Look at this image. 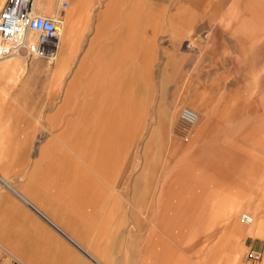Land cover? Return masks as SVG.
Listing matches in <instances>:
<instances>
[{"label": "rangeland", "instance_id": "rangeland-1", "mask_svg": "<svg viewBox=\"0 0 264 264\" xmlns=\"http://www.w3.org/2000/svg\"><path fill=\"white\" fill-rule=\"evenodd\" d=\"M3 1L0 0V7ZM61 1H67V7L61 8ZM74 1L37 0L36 5L38 10L44 12L48 8L45 9L47 3L49 9L45 13H60L64 20V12H67ZM109 1L90 0L86 15L78 27H95L96 13ZM192 1L126 0L116 13L122 22L109 27H117V38L126 39L129 38V29L132 47L117 49L118 54H123L117 56L114 73H99L93 67L82 70L79 79H75L78 85L71 89L75 95L74 103L65 101V92L72 77L76 76L82 48L77 49L74 57L67 55L66 64L61 68H58L57 57L53 61L21 57L2 59L0 77L4 79L0 80V86L21 88L19 101L23 109L28 111L23 113V118H31L40 123L49 120L47 117L53 113L51 121L55 134L60 125L65 124L72 116L71 108L81 105V99L82 102L89 99L92 93L95 95L92 96L93 105L90 103V106L105 110L100 111L103 116L100 124L107 123L104 116L110 111L106 108L131 110V117L125 119L129 126L122 155L118 153L119 147L116 146V153L122 156L116 172H112L118 186L113 183L110 185L114 189L102 187L106 189V194L99 199L100 207H94V212L98 214L93 220L88 218V222L93 221L95 224L101 218L104 224L113 204L116 205L117 219L111 218L107 227L112 235L113 231H117L113 235L116 237L114 242L117 247L122 248L130 243L133 253L139 254L140 248L147 247V243L151 244L148 247H162L161 244H164L170 249L177 248L179 258L185 264H264V233L258 234L255 227L262 224L264 232V223H260L264 211V70H261L264 68V46H259L261 41H254L249 48L250 52L245 54L242 44L250 42L233 39L225 30L227 28L220 27L225 24V0H210L206 12H195ZM142 5L159 6V13H151L149 18L151 24L155 23L149 26L145 20H141L137 27H128L123 18L126 17L129 6ZM162 8L165 19L160 13ZM263 29L264 27H245L247 39L250 34L253 35V31L261 33ZM207 32L210 38L208 42ZM259 69V74H256ZM253 74L258 78L253 79ZM92 76L115 78L96 80L97 86L92 92L89 88L83 89V84L90 81L85 78ZM242 76H246L245 82L242 81ZM247 82L251 84L245 85ZM244 91L257 94H242ZM63 101L66 102V107H63ZM181 107L194 109L198 113L199 122L204 119L226 122L224 125L230 128L229 131L237 134L244 127L246 131L256 129L260 134L261 144H253L257 139L252 137V133L251 138L248 133L245 138L241 136V139L237 138L238 135L236 138L228 136L230 138L221 141L223 145H218L219 141L215 138L209 139L212 142L201 151L205 155H202L200 162L214 156L218 158V166L212 170L199 168V159L196 158L199 155L198 149L193 145L194 125L185 128L181 125L178 120ZM219 122L218 128H221L223 125ZM257 137L259 138L258 135ZM39 139L41 140L40 137ZM39 144L37 142L32 145V149L34 146L36 149ZM149 144V147L154 146L153 151L146 149ZM56 148L55 144L53 167H68V183H77V180H81V175L78 174L84 168L80 160L69 153L66 157ZM253 152L256 153V159L252 158ZM243 155L250 158L235 161L238 162L236 166L239 165L243 170L242 182L238 183L235 181L236 176L232 174L238 166L234 167L235 164L231 162ZM151 156L152 160L149 161L157 162V168L150 171L143 182L137 181L135 178L141 174L146 160L151 159ZM225 156L229 157L228 162L220 159ZM38 159L33 152L24 160V167H34ZM88 172L92 174L91 169ZM197 177L205 178L204 182L198 183L195 180ZM211 181L213 184H210ZM123 183L126 185L121 188ZM141 189L148 201H145V207L139 208L140 201L135 196H141ZM107 193L109 196L106 198ZM226 194L229 203H234L235 199L240 204L238 223L243 228L253 230L234 233L216 217V212L221 208L212 209L211 196ZM156 204L160 206L156 207ZM163 204L168 207H161ZM157 210L163 213L157 214ZM245 212L252 215L253 222L250 225L239 220V216ZM239 242L242 246L240 249H243L240 255L236 251V244ZM207 243L211 245L209 250L204 249ZM215 246L221 250H215ZM251 249L260 252L258 259L247 256Z\"/></svg>", "mask_w": 264, "mask_h": 264}, {"label": "crops", "instance_id": "crops-1", "mask_svg": "<svg viewBox=\"0 0 264 264\" xmlns=\"http://www.w3.org/2000/svg\"><path fill=\"white\" fill-rule=\"evenodd\" d=\"M89 1L75 0L74 4L63 14L61 45L56 58L58 68L65 66L67 55L74 57L78 48L83 49L75 71L76 76L72 77L65 92V101L69 100L70 103H74L75 95L72 90L74 86L78 85L75 79H79V74L83 73L82 70H90L93 67L94 71L99 73H114L115 65L118 62L117 56L123 54H118L117 49L132 47L129 29L128 36L124 32L125 36L129 37L126 39L117 38V27H109L122 22L116 13L119 12L118 8L124 5L126 0H110L104 5V8L96 13L97 24L95 27H78L86 15ZM210 2V0H193L191 4H195V12L197 10L206 12ZM225 4V24L220 27L227 28L225 30L231 38L250 42L242 44L245 54L250 52L249 48L253 46L254 41H261L262 44L259 46H264V29L261 33L258 32L259 34L253 31V35L250 34L249 39H247L245 31V27H264V0H225ZM129 7L130 9L123 19L126 20L127 26L130 28L137 27L141 20H145L149 26H152L155 22L152 24L149 22L150 14L159 13V6L155 5ZM46 8L49 9L47 3ZM140 8L143 9L140 10ZM47 9L44 12H47ZM160 13L165 19L163 8ZM193 22L194 17L191 18V27H193ZM206 37L208 42L210 39L208 32ZM262 55L264 56V53ZM259 71L260 69L256 74H259ZM256 74H253V79L258 78ZM110 78L115 77L92 76L85 78L90 81L83 84V89L89 88L93 92L97 86L96 80L103 81V79ZM3 79L0 77V80ZM241 79L245 82L246 76H242ZM247 84L251 83H245V85ZM244 93L250 94L251 92H242V94ZM93 94L83 102L81 99V105L71 108L72 116L65 124L60 125L55 134L51 121L53 113L47 117L49 120L40 123L31 118H23L25 116L23 113L28 111L23 109L19 101L21 88L0 86V264H185L180 260L177 248H167L161 242L162 247H148L151 244L147 243V247L140 248L141 253L139 254L133 253L130 243L122 248L117 247L114 242L116 237H113L117 231H113L112 235L107 227L111 218L117 219V207L114 204L109 215L105 217L104 224L101 222V218L98 222L96 221L97 224L93 221L88 222V218L91 217L93 220L94 216L98 214L94 212V207H100L99 199L105 197L106 189L102 187L114 189V186L110 185L113 183L116 187L118 186L117 179L113 177L112 172H116L118 161L122 160L120 155H122L123 145L127 141L129 126L125 119L131 117L129 108H106L110 111L104 116L106 119L104 121L107 123L100 124L103 118L100 111L104 109L90 106L94 99V97L92 99V96L95 95ZM251 94L257 93L252 92ZM65 101H63V107H66ZM198 120L193 124V145L198 149L197 154L199 155L196 158L199 159V164H197L199 168L212 170L218 166V158L214 156L200 162L202 155H205L201 151L209 147L210 141L212 142L209 139L213 138L214 140L215 138L219 141L218 145H223L221 141L231 136L238 135L237 138L241 139L245 138V134L248 133L251 138L250 133H252V137L257 139L253 141V144H261L260 134L256 129L246 131L244 127L242 132L237 134L234 131H229L230 128L224 125L226 122L207 119L199 122ZM218 122L223 125L221 128H218L220 127ZM39 134L40 136H38ZM37 142L40 144L36 149L35 146L32 149V145H36ZM55 144L56 149L62 151L65 156L68 153L72 157L77 156L80 164L84 167L82 170L80 166L76 167L81 170V173L78 174L81 175V180H77V183H68V167H53ZM116 146L119 147L120 155L116 153ZM149 146L150 144L146 146V149L153 151L154 146ZM33 152L36 154V158H39L37 163L34 167H24V160L28 159ZM252 154V158L256 159V153ZM243 158L250 157L243 155L231 162V164H235L234 167L238 166L232 173L236 176L235 181L238 183L242 182L243 170L239 165L236 166L238 162L235 163V161ZM220 159L228 162L229 157L225 156ZM149 160H152V156L151 159L146 160L141 174L135 178L137 181L143 182L145 177L150 175V171L157 168V162ZM221 165L219 164V166ZM88 169L92 170V174L88 172ZM204 179L197 177L195 180L202 183ZM210 184H213V181ZM125 185L126 183H123L121 188ZM144 195V190L141 189V196H135V198H139V208L145 207V201H148V197L145 199ZM108 196L107 193L106 198ZM212 198L214 203L211 204L212 209L221 208L216 212V217L227 225L228 229L234 233L253 230L243 228V225L238 223L237 214L240 204H237L235 199L231 204L228 194L226 196L215 195V197L213 195ZM159 206L156 204V207ZM161 207L166 208L168 205L163 204ZM156 212L157 214L163 213L159 210ZM253 216L255 219V214ZM259 225L255 227L257 233L262 235L263 231L260 230ZM237 236L241 235L237 234ZM241 237L243 238V236ZM151 239L155 238H148V240ZM161 240L163 241L164 238ZM208 243L204 245V249H210L211 245ZM236 247V251L240 255L243 251L240 249L242 247L240 242L236 244ZM217 248L215 246V250ZM218 250L221 249L218 248Z\"/></svg>", "mask_w": 264, "mask_h": 264}, {"label": "built area", "instance_id": "built-area-1", "mask_svg": "<svg viewBox=\"0 0 264 264\" xmlns=\"http://www.w3.org/2000/svg\"><path fill=\"white\" fill-rule=\"evenodd\" d=\"M61 8L67 6L61 1ZM61 16L37 12L35 0H4L0 7V60L9 57L25 59H44L53 61L56 57L61 28ZM197 119L194 110L181 107L178 120L185 127ZM242 223H250L251 217L240 215ZM250 259H258L260 252L251 249L247 252Z\"/></svg>", "mask_w": 264, "mask_h": 264}, {"label": "bare ground", "instance_id": "bare-ground-1", "mask_svg": "<svg viewBox=\"0 0 264 264\" xmlns=\"http://www.w3.org/2000/svg\"><path fill=\"white\" fill-rule=\"evenodd\" d=\"M37 0H35V2H36ZM4 2V1H3ZM67 2V1H66ZM3 4V3H2ZM67 5H68V2H67ZM67 7V6H66ZM36 9H37V12H40V13H44V14H46L45 12H43V11H41V10H38V8H37V5H36ZM47 15H50V14H47ZM52 16H55V15H59V14H51ZM61 16V15H60ZM61 18H62V16H61ZM61 27H62V20H61ZM61 34H62V30H61V28H60V33H59V44H58V47H57V53H56V57H57V55H58V51H59V48H60V45H61ZM15 59H19L20 57H14ZM21 59V58H20ZM192 110H194V109H192ZM195 111V110H194ZM196 112V111H195ZM196 114H197V119H196V121L193 123V124H195L196 122H197V120L199 119V117H198V113L196 112ZM192 124V125H193ZM264 212V211H263ZM246 214H248L250 217H251V221H250V223H247L246 225H249V224H251L252 222H253V218H252V215H250L249 213H247V212H245ZM243 214V213H242ZM239 218H240V216H239ZM240 220V219H239ZM241 222V221H240ZM261 222H263L264 223V213H263V216L261 217V220H260V223ZM242 223V222H241ZM243 224H245V223H243ZM259 228H260V230L262 231L263 230V226H262V224H260L259 225ZM264 233V232H263Z\"/></svg>", "mask_w": 264, "mask_h": 264}]
</instances>
